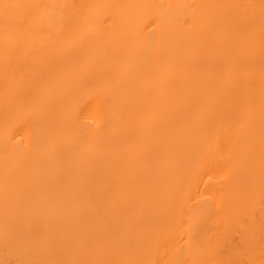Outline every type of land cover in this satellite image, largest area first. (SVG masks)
Segmentation results:
<instances>
[{"label": "bare ground", "instance_id": "obj_1", "mask_svg": "<svg viewBox=\"0 0 264 264\" xmlns=\"http://www.w3.org/2000/svg\"><path fill=\"white\" fill-rule=\"evenodd\" d=\"M0 264H264V0H0Z\"/></svg>", "mask_w": 264, "mask_h": 264}]
</instances>
